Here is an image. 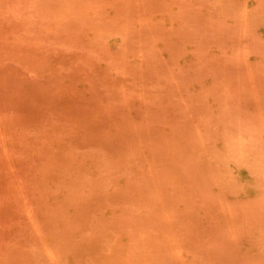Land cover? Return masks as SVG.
<instances>
[{
  "label": "rangeland",
  "instance_id": "obj_1",
  "mask_svg": "<svg viewBox=\"0 0 264 264\" xmlns=\"http://www.w3.org/2000/svg\"><path fill=\"white\" fill-rule=\"evenodd\" d=\"M0 264H264V0H0Z\"/></svg>",
  "mask_w": 264,
  "mask_h": 264
}]
</instances>
